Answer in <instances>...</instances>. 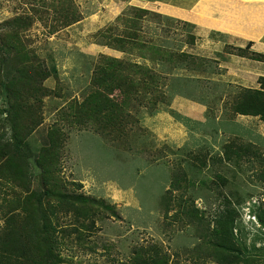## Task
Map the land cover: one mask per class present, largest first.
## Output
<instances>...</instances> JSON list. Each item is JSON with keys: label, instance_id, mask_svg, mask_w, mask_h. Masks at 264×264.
<instances>
[{"label": "rangeland", "instance_id": "rangeland-1", "mask_svg": "<svg viewBox=\"0 0 264 264\" xmlns=\"http://www.w3.org/2000/svg\"><path fill=\"white\" fill-rule=\"evenodd\" d=\"M66 1L0 0V37L8 21L31 20L21 33L22 44L33 63L51 73L41 85L47 91L39 113L42 123L23 148L33 172L30 185L42 190L37 158L49 145L50 130L60 126L66 136L60 175L69 190L110 208L93 231H82V240L74 236L65 241L63 264H126L135 249L153 246L168 253L171 264H264V183L256 175L259 160H248L264 157V121L235 113L241 84L223 75L220 62L210 59L215 57L211 50L196 46L195 30L187 23L139 9L129 0H72L81 17L68 26L60 13ZM224 52L242 54L227 46ZM181 53L195 59L186 63L179 60ZM0 58L5 60L0 68V137L5 144L14 131L7 121L3 85L27 59L2 53ZM106 58L124 63L125 75L133 78L140 77L134 67L152 70L163 79L166 94V105H158L161 110L155 113L131 101L120 133L113 137L62 120L75 99L85 101L93 90L121 103L119 90L99 85L96 70L106 65ZM242 148L248 159L241 166L227 164L228 154ZM179 170L189 180L174 193L183 202L168 193ZM226 197L237 210L230 251L218 246L214 235ZM185 204L200 209L199 218L186 217ZM2 215L0 211V228ZM68 224L65 218L62 225Z\"/></svg>", "mask_w": 264, "mask_h": 264}, {"label": "trees", "instance_id": "trees-1", "mask_svg": "<svg viewBox=\"0 0 264 264\" xmlns=\"http://www.w3.org/2000/svg\"><path fill=\"white\" fill-rule=\"evenodd\" d=\"M39 3L46 5L45 0H39ZM65 3L60 13L64 25L69 26L78 22L81 15L74 1L67 0ZM31 25V20L16 17L6 23V31L0 37V54L10 58L13 55H23L27 59L18 68L16 75L3 85L8 97V109L5 112L14 137L5 144L2 143V136L0 137V211L4 220L0 228V264H63L61 252L65 241H71L74 236L77 240H82V231H93L96 222L103 219L110 208L104 201L69 190L66 180L60 175V150L66 140L64 129L60 126L50 130L49 145L40 150L37 158L42 190L33 189L30 185L33 172L23 148L27 137L42 123L39 113L47 91L41 85L51 75L43 66L35 64L37 61L33 63L22 44L21 33ZM251 45L250 43L246 50L238 49L242 53L240 56L264 62V56L249 51ZM183 59L188 63L195 57L181 53L179 60ZM104 61L106 65L96 70L99 85L104 89L119 90L123 95L121 103L112 101L101 90H93L85 101L75 99L66 113H63L62 120L70 126L91 125L104 137H113L120 133V125L124 123V115L128 112L131 101L139 107H148L155 113L161 110L158 105H166V94L163 91V79L153 74L152 70L134 67L135 74L140 77L133 78L125 75L128 71L124 63L111 58ZM4 63L5 60L0 58V68ZM259 83L260 89L240 88L234 105L236 114L260 117L264 121V78ZM233 152L226 157L227 164L236 162L237 166H241L242 159H248L249 154H245L243 148ZM255 159L259 160L261 166L256 175L264 183V157L248 160L254 164ZM218 178L226 182L222 175H218ZM188 181L186 173L179 170L173 175L168 193L176 201L183 202V197L178 199L174 193L182 190L183 184ZM169 197L171 200L172 197ZM225 200L224 208L216 217L214 235L219 240L218 246L230 251L233 250L231 246H234L232 237L237 210L229 197ZM183 206L186 217L191 220L199 218L200 209L194 205L192 208L186 204ZM65 218L70 222L67 226L62 225ZM260 220L264 224L262 216ZM126 264H171V259L158 246L139 247Z\"/></svg>", "mask_w": 264, "mask_h": 264}, {"label": "crops", "instance_id": "crops-1", "mask_svg": "<svg viewBox=\"0 0 264 264\" xmlns=\"http://www.w3.org/2000/svg\"><path fill=\"white\" fill-rule=\"evenodd\" d=\"M129 4L156 10L165 17L191 25L196 46L211 50L215 57L210 59L220 62L223 75L243 88L260 89L264 62L227 54L224 49L227 46L246 50L251 43L249 51L264 56V0H129ZM216 55L224 57L216 58Z\"/></svg>", "mask_w": 264, "mask_h": 264}]
</instances>
